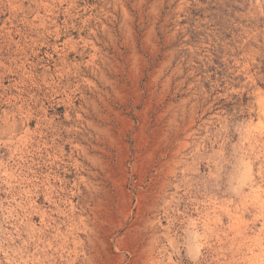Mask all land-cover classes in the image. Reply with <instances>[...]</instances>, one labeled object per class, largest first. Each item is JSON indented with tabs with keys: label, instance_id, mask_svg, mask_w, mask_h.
<instances>
[{
	"label": "rangeland",
	"instance_id": "374dc122",
	"mask_svg": "<svg viewBox=\"0 0 264 264\" xmlns=\"http://www.w3.org/2000/svg\"><path fill=\"white\" fill-rule=\"evenodd\" d=\"M0 264H264V0H0Z\"/></svg>",
	"mask_w": 264,
	"mask_h": 264
}]
</instances>
